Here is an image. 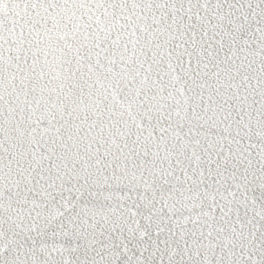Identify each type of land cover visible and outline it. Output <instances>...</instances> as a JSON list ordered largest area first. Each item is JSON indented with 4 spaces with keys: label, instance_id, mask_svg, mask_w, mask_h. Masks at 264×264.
<instances>
[{
    "label": "snow or ice",
    "instance_id": "obj_1",
    "mask_svg": "<svg viewBox=\"0 0 264 264\" xmlns=\"http://www.w3.org/2000/svg\"><path fill=\"white\" fill-rule=\"evenodd\" d=\"M0 264H264V0H0Z\"/></svg>",
    "mask_w": 264,
    "mask_h": 264
}]
</instances>
